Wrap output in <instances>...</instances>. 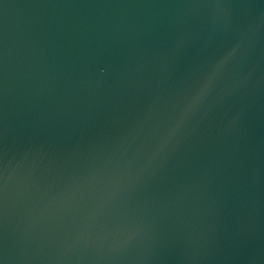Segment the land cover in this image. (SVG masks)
Masks as SVG:
<instances>
[{
	"label": "water",
	"instance_id": "water-1",
	"mask_svg": "<svg viewBox=\"0 0 264 264\" xmlns=\"http://www.w3.org/2000/svg\"><path fill=\"white\" fill-rule=\"evenodd\" d=\"M0 264H264V0H0Z\"/></svg>",
	"mask_w": 264,
	"mask_h": 264
}]
</instances>
